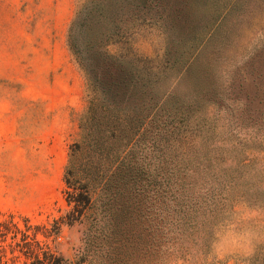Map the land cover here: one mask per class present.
Instances as JSON below:
<instances>
[{
	"label": "rangeland",
	"instance_id": "1",
	"mask_svg": "<svg viewBox=\"0 0 264 264\" xmlns=\"http://www.w3.org/2000/svg\"><path fill=\"white\" fill-rule=\"evenodd\" d=\"M87 1L0 0V212L29 216L49 229L59 225L57 233L41 237L69 264H154L152 194L138 189L156 180L161 154L172 149L161 140L167 133L160 134L158 116L137 118L134 132L94 124L90 145L93 92L68 40ZM245 1L250 13L201 52L175 91L186 102L195 99L189 118L212 122L216 127L207 134L229 140L226 151L242 142L238 152L264 167V0ZM171 42L160 29L141 27L108 50L116 57L181 61L183 44L174 41L168 53ZM94 58L107 96L118 105L135 104V76L118 62ZM76 143L83 146L82 179L93 203L69 222L65 176ZM260 249L264 205L238 202L217 227L209 263L246 264Z\"/></svg>",
	"mask_w": 264,
	"mask_h": 264
},
{
	"label": "trees",
	"instance_id": "2",
	"mask_svg": "<svg viewBox=\"0 0 264 264\" xmlns=\"http://www.w3.org/2000/svg\"><path fill=\"white\" fill-rule=\"evenodd\" d=\"M244 3L245 0H88L71 23L69 46L93 92L90 145L98 123L104 131L134 132L137 118L145 116L149 121L158 116L160 134L167 133L161 140L169 142L172 150L170 155L161 154L158 177L140 189L134 185V191L152 194L154 264H210L217 227L231 217L236 204L264 205V167L238 152L242 142H232L226 151L223 145L227 139L207 134L216 127L212 122L189 118L191 101L195 99L186 102L175 91L201 52L218 37L231 35V24L250 13ZM141 27L160 29L172 41L168 53L174 49V41L181 42L180 56L184 59L172 62L169 57H140L133 53L116 57L108 50L114 40ZM96 54L104 62H118L132 79L135 76V104L118 105L107 96V88L94 70ZM85 121L82 126L87 130V118ZM188 127L194 132L188 133ZM82 147L81 143L72 147L65 176L71 206L66 214L69 222L80 220L93 203L82 179ZM58 228L59 225L49 229L19 213L0 212V264H69L41 237L57 233ZM246 264H264V249L252 254Z\"/></svg>",
	"mask_w": 264,
	"mask_h": 264
}]
</instances>
